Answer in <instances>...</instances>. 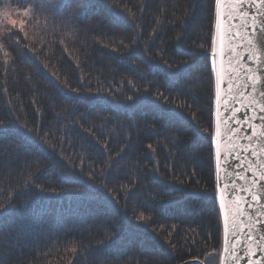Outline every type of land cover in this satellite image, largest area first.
I'll return each mask as SVG.
<instances>
[{
    "label": "trees",
    "instance_id": "trees-1",
    "mask_svg": "<svg viewBox=\"0 0 264 264\" xmlns=\"http://www.w3.org/2000/svg\"><path fill=\"white\" fill-rule=\"evenodd\" d=\"M0 0V264H218L215 0Z\"/></svg>",
    "mask_w": 264,
    "mask_h": 264
},
{
    "label": "water",
    "instance_id": "water-1",
    "mask_svg": "<svg viewBox=\"0 0 264 264\" xmlns=\"http://www.w3.org/2000/svg\"><path fill=\"white\" fill-rule=\"evenodd\" d=\"M262 22L260 0L214 2L209 62L218 264H264V49L250 42Z\"/></svg>",
    "mask_w": 264,
    "mask_h": 264
},
{
    "label": "snow or ice",
    "instance_id": "snow-or-ice-1",
    "mask_svg": "<svg viewBox=\"0 0 264 264\" xmlns=\"http://www.w3.org/2000/svg\"><path fill=\"white\" fill-rule=\"evenodd\" d=\"M222 0H216V3H221ZM236 3H246L248 0H235ZM255 2V0H253ZM261 3H264V0H260ZM44 7H56V8H63V5H60L56 2V0H43ZM264 23V22H262ZM253 44L257 45L261 49H264V27H261L256 30V35H254L251 39ZM2 210V209H0Z\"/></svg>",
    "mask_w": 264,
    "mask_h": 264
},
{
    "label": "flooded vegetation",
    "instance_id": "flooded-vegetation-1",
    "mask_svg": "<svg viewBox=\"0 0 264 264\" xmlns=\"http://www.w3.org/2000/svg\"><path fill=\"white\" fill-rule=\"evenodd\" d=\"M201 264H205V262H202V261H201Z\"/></svg>",
    "mask_w": 264,
    "mask_h": 264
}]
</instances>
